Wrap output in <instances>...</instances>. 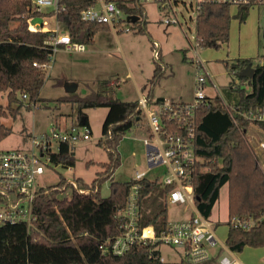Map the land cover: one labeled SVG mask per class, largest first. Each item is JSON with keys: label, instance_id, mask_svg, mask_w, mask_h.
Listing matches in <instances>:
<instances>
[{"label": "trees", "instance_id": "trees-1", "mask_svg": "<svg viewBox=\"0 0 264 264\" xmlns=\"http://www.w3.org/2000/svg\"><path fill=\"white\" fill-rule=\"evenodd\" d=\"M113 1L124 15L138 16L134 22H143L138 32H146V9L142 0ZM67 10L60 21L71 38L86 45L94 42L98 31L107 24L84 22L80 18L82 9L94 5L97 0H67ZM248 9L238 15L244 21ZM41 16L28 0H0V90L8 91L9 103H0V141L13 132L12 127L1 121L2 117H17L20 108L31 109L41 97V88L47 72L42 65L50 62L53 55L45 41L51 32L33 31L29 20ZM231 8L226 5L204 4L196 19V39L202 48H220L229 41ZM131 29V28H130ZM155 52L154 72L148 84L149 99L155 86L168 71L162 50L153 40ZM187 58V57H186ZM264 58V57H263ZM252 65L253 77L241 76L240 72ZM242 83L248 82L250 89L236 85L232 79L223 88L225 99L239 108L250 109L264 104V61L237 59L230 65ZM111 79L96 82V88L84 96L77 94L61 97L58 102L71 103L77 110V121L73 126L89 127L86 109L105 107L108 112L99 140L107 151L109 160L101 162L103 170L88 183L80 177L68 180L65 177L56 186L42 188L34 203L35 227L26 223L0 226V264H163L160 260V243L132 245L123 255H102L100 244L120 233L117 212L126 205L131 187L140 185L139 225L152 226L160 235L167 228V194L171 186L163 187L158 181H114L113 175L120 166L118 146L126 133L140 123L144 113L139 100L124 101L115 94ZM236 85V86H235ZM156 100L155 102L160 101ZM17 103L18 107H14ZM83 117L85 119L83 120ZM250 121L239 120L235 125L232 112L228 111L220 97L210 96L208 105L197 112L196 150L203 158L194 174L195 206L198 212L210 218L220 199L221 189L228 185V235L226 246L233 252H243L246 247H264V170L254 148L246 138ZM264 130V122L257 123ZM90 128V127H89ZM53 165L74 167L76 158L74 145L64 143L60 150L52 153ZM110 180V195L102 197L100 186ZM71 189V195L59 198L58 192ZM160 190V192H158ZM158 192V194H157ZM259 219L249 229L236 227L234 218ZM262 218V219H261ZM184 264L183 262H181Z\"/></svg>", "mask_w": 264, "mask_h": 264}, {"label": "built area", "instance_id": "built-area-1", "mask_svg": "<svg viewBox=\"0 0 264 264\" xmlns=\"http://www.w3.org/2000/svg\"><path fill=\"white\" fill-rule=\"evenodd\" d=\"M42 17L56 18L57 25L61 23L60 15L67 10V0H28ZM161 11L171 9L176 0H155ZM197 16L204 4L226 5L230 8L249 9L264 6V0H196ZM176 12V11H175ZM80 18L84 22L103 23L114 29L129 30L125 27L127 16L113 1L97 0V3L81 10ZM162 23L166 26L180 24L176 15L164 17ZM29 28L33 31L51 32L45 44L51 47L53 55L50 62L42 65L48 73L54 62L55 53L60 49L67 52H84L87 45L75 41L68 32L60 33L58 29L49 30L44 24L39 27L29 20ZM197 46L199 44L197 42ZM194 57V98L190 102H179L163 98L158 102L149 103L140 99V106L147 117L149 135L143 139L147 148V163L150 169L164 165V178H147L146 171H135L131 180L158 181L163 187L171 186L172 190L166 196L167 204H189L192 214L188 219L169 222L164 232L158 235L152 226L141 227L140 185L131 187L126 205L117 212L120 233L100 244L102 255L112 253L123 255L132 245H146L159 242L171 247L183 248L182 262L184 264H205L212 259L211 249L220 244L216 234L215 223L202 216L195 206L194 174L199 163L203 161L196 150L197 112L201 106L208 105L210 95L206 92L207 85L212 83L219 90L214 76L210 73L206 61L201 57L197 47L193 48ZM260 63H263L260 60ZM236 85L250 89L247 81L244 83L231 70ZM235 85V86H236ZM225 108L232 112L235 125L239 120L250 121L251 124L264 122V104L256 108L244 109L229 103L221 94ZM258 126V125H257ZM91 129L78 125L69 129L53 126L46 132L30 133L26 148L0 150V226L26 223L28 228L35 227L34 203L41 189L39 177L53 165L52 153L60 150L64 143L75 145L89 140ZM264 148V141L259 143ZM262 219V218H261ZM259 219L234 218L232 224L236 227L249 229L258 223ZM160 260L165 262L161 256ZM216 264H243L239 259L222 256Z\"/></svg>", "mask_w": 264, "mask_h": 264}, {"label": "rangeland", "instance_id": "rangeland-1", "mask_svg": "<svg viewBox=\"0 0 264 264\" xmlns=\"http://www.w3.org/2000/svg\"><path fill=\"white\" fill-rule=\"evenodd\" d=\"M146 9V32H138V28L143 27V22H125V27L131 29L128 32H118L121 40L125 35H131L135 42V51L133 50V60H143L145 54V43L148 41L152 45L155 40L162 49L163 60L169 65L168 71L160 82L155 86V94L158 91L165 92L168 96H173L176 93H181L184 97L189 96L190 83L194 78V66L192 70V59L194 57V47H197L202 54V58L207 61L210 73L215 76V81L219 90L214 89L212 83H209L206 92L213 97L223 94V88L229 84L233 78L231 69L226 67L228 62L230 65L237 59H258L264 61V6L252 7L247 10V16L244 21H240L238 15L240 11L238 8H231V23L229 32V41L223 44L220 48H202L197 46V1L196 0H176L173 2L174 11L168 9L161 11L158 3L155 0H142ZM176 11V12H175ZM176 15L180 20V24H173L166 26L162 23L164 17H171ZM34 24L41 27L42 24L49 30H56L60 33H65V25L56 23L54 17L37 16L32 19ZM106 30V29H104ZM98 31L94 36V42L87 45L88 50L92 47H97L100 50L108 48V44L118 46V41L109 39L113 37V33H104ZM136 36V37H133ZM113 42V44H112ZM98 60L103 66L101 76L105 74H112L108 78L113 81L115 94L118 98L122 99L126 95H119L117 92L118 86L121 84L119 80L121 77L118 75L126 72V61L119 52L103 50L96 54ZM187 57V58H186ZM132 59V60H131ZM50 71V70H49ZM84 74V70H83ZM47 78L41 88V97L46 100L38 102L31 109L22 106L17 117L8 115L1 118V121L6 125L12 127L13 132L6 139L0 141V150H11L26 148L28 146V136L30 133L40 134L48 131L52 126L63 123L61 120L63 115L69 114L72 109L71 103L58 102L57 99L64 97L68 94L65 89L60 86L54 85L53 78ZM102 79V80H104ZM119 84V85H118ZM122 87H129L130 84L122 83ZM80 93H77L79 95ZM70 95V94H69ZM83 96V95H81ZM0 103L5 107L9 103L8 91L0 90ZM14 107H18L17 103H13ZM74 109L72 118L77 121V110ZM90 117V124L92 128L91 138L86 142H79L74 145V152L76 158V165L68 170L67 166L51 165L46 172L39 177V185L48 188L56 186L62 177H67L68 180H73L74 177L85 179L91 183L100 173L103 168L100 166L101 162L109 160L106 149L99 144L102 137V126L107 110L105 107L89 108L86 109ZM68 118V117H66ZM69 119V118H68ZM72 119H69L70 121ZM141 127L138 125L133 126L122 139L118 146L120 154V166L117 168L113 175L114 181H128L135 177V171H146L147 178H164L165 166L160 165L150 169L147 163V148L144 141L139 140L137 137L149 134V126L147 117L144 115L140 119ZM258 133V126L251 124L247 128L246 138L251 146L254 148L257 140L253 138V133ZM260 136V135H259ZM264 133H261L262 138ZM255 150V149H254ZM259 159V158H258ZM110 183L108 179L100 186V195L107 197L110 195ZM160 192V190H158ZM157 192V194H158ZM71 195V189L57 193L59 198L68 197ZM228 185H224L221 189L220 199L214 207L212 218L221 225L220 230L217 232L222 237V233L227 227L228 220ZM192 213V208L189 204H168V220L169 222L188 219ZM162 256L166 259L163 264H182L179 262H172L173 259L183 258V248L179 246L171 247L167 244L160 245ZM180 251V253H179ZM250 251V250H249ZM264 252H260V255ZM208 264V263H205ZM264 264V258L262 259Z\"/></svg>", "mask_w": 264, "mask_h": 264}, {"label": "crops", "instance_id": "crops-1", "mask_svg": "<svg viewBox=\"0 0 264 264\" xmlns=\"http://www.w3.org/2000/svg\"><path fill=\"white\" fill-rule=\"evenodd\" d=\"M125 31L128 32L127 30L114 29L108 26V28L104 30L103 32L104 33L109 32L110 34L113 33L114 35L113 37L109 39V42H111V39H114L118 41L119 45L115 47V45L112 46L111 44H108L107 46L108 48H105L103 50L107 49L108 51H114V52H116L117 50V52H119L120 55H122V57L126 61V64H127L126 72H124L121 75H118L119 77H121V80H119L121 84L120 85L118 84L119 86L117 88V92L119 93L120 96L122 94L123 95L128 94V95L124 96L121 100L134 101V100H140L142 98L146 99L148 96V92H149L148 84L154 72L155 52L152 48V45H150V43L146 41V43L144 44L145 45L144 59L141 61L135 59L133 60L134 62H130L129 57L133 59V55H134L133 50L135 51V42L133 41L131 35L129 36L125 35L123 37V40H121L120 35L118 34L120 32H125ZM133 37H136V36H133ZM103 50H100L97 47H92L91 49L88 50V47H87L86 51L84 52L70 53V52L65 51L63 48L60 49L59 51L55 53L54 62L52 64L50 71L48 72L49 74L48 78L50 79L53 78L52 80H54L53 81L54 85L56 86L58 85L62 87L63 89H65V93L68 95L77 94V93H80L79 94L80 96L87 95L88 93L91 92V90L96 88L97 81H100L104 79L105 77L108 78L110 76H113L112 74H105V76H101L102 73H104L103 71L104 67L101 66L102 64L98 60H96L97 58L96 54L102 52ZM201 57H203L202 54H201ZM206 63L208 62L206 61ZM191 66L193 70V65ZM83 70H84V74H83ZM214 79H215V76H214ZM111 82L113 83V81ZM122 83L124 84L128 83L130 85L129 87H125V86L122 87L123 86ZM163 98H170V99H173L179 102L192 101L194 98V78L192 79V84L190 83L189 96L187 97L186 96L184 97V95H182L181 93H176L173 96H168L165 94V92L161 93V91H158L155 94V89L152 91L151 95L149 96V99H152L151 103H154L156 100L163 99ZM106 110L108 112V108H106ZM85 113L88 117L89 127L92 132L89 114L87 113L86 110H85ZM73 115H74V109L72 107L69 114L63 115L61 119L63 123L57 122L58 124L54 126L61 128V129L71 128L74 123L73 122L74 119L72 118ZM66 117L72 120L68 121L69 119ZM138 126L141 127V124L139 123ZM261 133H264V130H262L258 126V133L254 132L252 135H253V138L257 140V144L255 145L254 149H255V153L257 154L259 158V162L264 170V148H261L259 146V143L261 141H264V136L260 139L257 138V136L261 137ZM147 136L145 134L137 138L143 141V139ZM70 169H72V167L68 168V170ZM84 181L86 180L84 179ZM227 203H228V198H227ZM212 215H213V211H212ZM212 215L210 219L215 223L216 234H217V232L221 228V225L215 222V220L212 218ZM228 231H229V226L227 225L225 231L222 233V237L219 233L217 234L220 240V244L211 249L212 259L209 262H207L208 264H216L217 261L222 256H229L231 258L239 259L243 264H262V259L264 258V254L260 255V252H264V247L262 248L246 247L243 252H240V253L233 252L226 246V238L228 235ZM160 252H161V249H160ZM161 256H162V253H161ZM171 261L172 262L180 261L181 263L182 256H181V259H173Z\"/></svg>", "mask_w": 264, "mask_h": 264}, {"label": "water", "instance_id": "water-1", "mask_svg": "<svg viewBox=\"0 0 264 264\" xmlns=\"http://www.w3.org/2000/svg\"><path fill=\"white\" fill-rule=\"evenodd\" d=\"M140 19V17L138 16H128L127 17V20L129 22H136ZM240 75L241 76H248V77H253L254 75V67L252 65H249L248 67H246L245 69H243L241 72H240ZM85 119V117H83V120Z\"/></svg>", "mask_w": 264, "mask_h": 264}]
</instances>
